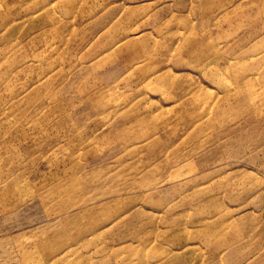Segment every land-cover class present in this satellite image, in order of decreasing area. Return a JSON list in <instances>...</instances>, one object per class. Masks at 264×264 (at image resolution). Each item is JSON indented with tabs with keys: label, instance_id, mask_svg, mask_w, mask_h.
I'll return each mask as SVG.
<instances>
[{
	"label": "rangeland",
	"instance_id": "1",
	"mask_svg": "<svg viewBox=\"0 0 264 264\" xmlns=\"http://www.w3.org/2000/svg\"><path fill=\"white\" fill-rule=\"evenodd\" d=\"M0 264H264V0H0Z\"/></svg>",
	"mask_w": 264,
	"mask_h": 264
}]
</instances>
